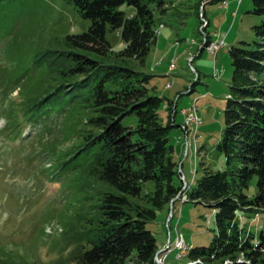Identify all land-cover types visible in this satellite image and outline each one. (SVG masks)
Here are the masks:
<instances>
[{"label": "rangeland", "instance_id": "rangeland-1", "mask_svg": "<svg viewBox=\"0 0 264 264\" xmlns=\"http://www.w3.org/2000/svg\"><path fill=\"white\" fill-rule=\"evenodd\" d=\"M224 1L228 3L225 7ZM121 8L127 14L135 11L129 5ZM252 8V0H176L167 13L155 10L158 41L144 65L135 59H119L117 53L125 46L121 30L107 31L112 51L103 59L154 74L150 86H156L157 94L179 99L177 124L184 120L181 109L196 103L203 122L198 137L185 129L186 138L180 127L170 132L181 176L189 185L196 184L204 168L217 171L226 167L225 155L217 145L225 126L224 108L233 71L229 50L241 41L257 39L253 26L263 17L251 13ZM90 24L65 0H0V264H77L78 253L97 239L101 200L113 189L88 174L86 163L76 159L62 162L65 154L83 143L79 135L85 130L84 119L56 113L46 127L43 117L35 121L21 110L29 96H40L72 80L53 71L47 58L40 63L36 59L47 50L64 49L68 34L82 33ZM225 33V45L217 55L210 53V44L217 41L211 38ZM161 116L167 124L165 108ZM19 121L22 123L16 125ZM72 123L77 130L68 133ZM182 182L185 185L183 178ZM247 192L255 194L256 178L250 180ZM171 212L174 217L168 221ZM238 221L246 235L252 232L259 237L264 211L241 210ZM148 227L158 239L156 255L168 263L182 264L185 256L167 249L169 237L172 246L178 237L191 246L209 245L216 230L215 209L175 197ZM244 260L241 254L238 262ZM231 263L228 259L223 262Z\"/></svg>", "mask_w": 264, "mask_h": 264}, {"label": "trees", "instance_id": "trees-1", "mask_svg": "<svg viewBox=\"0 0 264 264\" xmlns=\"http://www.w3.org/2000/svg\"><path fill=\"white\" fill-rule=\"evenodd\" d=\"M65 1L91 24L82 33L68 34L64 49L47 50L36 61L47 58L53 71L72 80L29 96L21 110L35 121L43 117L46 127L53 114L81 115L83 143L65 154L62 162L86 163L88 174L113 189L101 200L97 239L78 253L77 264H154L160 248L148 224L184 192L180 161L170 138L173 127H180L186 137L182 123L177 124L179 99L158 95L156 86H150L154 74L103 58L112 51L108 29H120L125 46L117 53L119 59L144 65L158 41L155 10L167 13L176 0ZM252 3L250 12L263 17L253 26L257 39L241 41L229 50L233 71L217 145L226 167L204 168L187 194L181 193L184 201L188 195V201L215 209L216 230L210 244L192 246L186 257L200 260L195 264H223L226 259L231 264H264V225L256 237L252 232L246 235L238 221L241 210L264 211V0ZM123 5L135 11L127 14ZM163 108L168 112L167 124L162 121ZM73 123L68 133L76 132ZM253 178L256 192L250 196L247 190ZM147 184L153 188H146ZM241 254L245 260L240 263Z\"/></svg>", "mask_w": 264, "mask_h": 264}, {"label": "bare ground", "instance_id": "bare-ground-1", "mask_svg": "<svg viewBox=\"0 0 264 264\" xmlns=\"http://www.w3.org/2000/svg\"><path fill=\"white\" fill-rule=\"evenodd\" d=\"M223 4H226V1H224L223 2ZM203 15V14H202ZM203 26V25H202ZM206 26H208V25H206ZM202 28V27H201ZM202 31V33L204 34V35H206L205 34V32H203L204 30H201ZM196 41V40H195ZM218 41V40H217ZM217 41H213L211 44H210V46H209V48H208V50L210 51L211 49V51H210V53H213L214 55L216 54V52H217V54H218V52L220 51V48H214L216 45H217ZM192 44H194L193 42H192ZM216 54V55H217ZM171 67H174V65H172ZM197 75H198V73H197ZM189 110H191V112H192V114H186V119L184 120V122H183V129L185 130H193L194 131V135L196 136V137H198L197 135H198V131L199 130H195V127H194V117H198V123H199V127H200V125H201V123H203L202 122V119H201V117H200V115L198 114L199 112H198V108H197V106H196V103H194L193 104V106H191V107H189ZM188 137V135H186V138ZM187 144H188V142H187ZM183 176V175H182ZM183 178V177H182ZM184 186L187 188V189H185L184 188ZM190 188V185L188 184V182L186 181V183H185V185H183V190H184V192L183 193H186L187 194V191H188V189ZM182 193V194H183ZM182 194L180 195V199L182 200V202H186V201H188V195H187V198H186V200L184 201V196L182 197ZM179 196V195H178ZM177 196V197H178ZM178 239H179V241H180V244H178ZM182 240L183 241H181V238H177L176 239V242L174 243V245L172 246L171 244V242L169 241V244H167V249H169L168 251H170V250H178L179 252H182V256H188L189 255V253H190V251H191V249H192V246L189 244V243H187L183 238H182ZM159 255H156V260H155V262H154V264H158V260H159ZM197 262H200V260H195V261H193V260H189V261H187L185 264H195V263H197Z\"/></svg>", "mask_w": 264, "mask_h": 264}, {"label": "built area", "instance_id": "built-area-1", "mask_svg": "<svg viewBox=\"0 0 264 264\" xmlns=\"http://www.w3.org/2000/svg\"><path fill=\"white\" fill-rule=\"evenodd\" d=\"M225 5H228V3H226V4H224L223 5V7H225ZM207 22V21H206ZM225 45V42H224V39H218V42H217V45L214 47V48H222L223 46ZM212 50V49H211ZM210 50V51H211ZM209 51V52H210ZM194 71L197 73V70H195V68H194ZM181 112H182V114H184V120L186 119V114H192V112H191V110H189V107H184V108H182L181 109ZM184 120H183V122H184ZM183 122H182V127H183ZM194 127H195V130H199V123H198V117H194ZM183 180L185 181V183H186V178H185V176L183 175ZM181 193H182V191L180 192V194H179V196L178 197H180V195H181ZM174 217V213L173 212H171L170 213V217L168 218V221H170L171 220V218H173ZM171 229H169V234L171 233V231H170ZM169 241H170V237H169ZM169 241H168V244H169ZM178 244H180V241H179V239H178ZM179 257H182V252H179V255H178ZM186 263V262H185ZM184 263V264H185ZM158 264H170V263H168L166 260H165V257H159V260H158Z\"/></svg>", "mask_w": 264, "mask_h": 264}, {"label": "crops", "instance_id": "crops-1", "mask_svg": "<svg viewBox=\"0 0 264 264\" xmlns=\"http://www.w3.org/2000/svg\"><path fill=\"white\" fill-rule=\"evenodd\" d=\"M225 37H226V33H225V34H222V35L219 36L217 39H212V38H211V40L225 39ZM216 67H217V65H216ZM182 168H183V167H182ZM184 259L187 261V258L184 257ZM186 261H185V262H186Z\"/></svg>", "mask_w": 264, "mask_h": 264}]
</instances>
